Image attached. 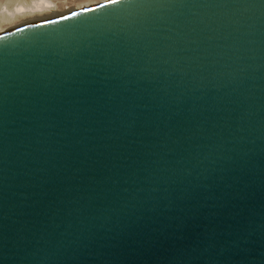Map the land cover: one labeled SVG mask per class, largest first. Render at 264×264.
<instances>
[{"label": "water", "instance_id": "1", "mask_svg": "<svg viewBox=\"0 0 264 264\" xmlns=\"http://www.w3.org/2000/svg\"><path fill=\"white\" fill-rule=\"evenodd\" d=\"M0 264H264V0L0 33Z\"/></svg>", "mask_w": 264, "mask_h": 264}, {"label": "rangeland", "instance_id": "2", "mask_svg": "<svg viewBox=\"0 0 264 264\" xmlns=\"http://www.w3.org/2000/svg\"><path fill=\"white\" fill-rule=\"evenodd\" d=\"M35 0H0V33L14 29L33 20L41 21L42 18L50 19L58 16L68 14L70 12L79 11L85 8H89L108 0H48L52 4L53 12L43 11L41 16L34 19H26L15 13L11 18L4 19L7 14H11L16 11L17 8L28 6ZM40 11V12H41ZM50 14V15H49Z\"/></svg>", "mask_w": 264, "mask_h": 264}, {"label": "bare ground", "instance_id": "3", "mask_svg": "<svg viewBox=\"0 0 264 264\" xmlns=\"http://www.w3.org/2000/svg\"><path fill=\"white\" fill-rule=\"evenodd\" d=\"M49 11V13L53 12L52 4L48 0H35L28 6H23L20 8H17L15 12L11 14H7L4 19L11 18L15 13H18L20 16L25 17L26 19H34L35 17L41 16V13L43 11ZM41 11V12H40ZM50 15V14H49ZM41 20H45V18H42ZM32 22H36V20H33ZM31 21L29 23H32ZM26 23V24H29Z\"/></svg>", "mask_w": 264, "mask_h": 264}]
</instances>
